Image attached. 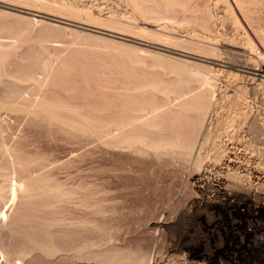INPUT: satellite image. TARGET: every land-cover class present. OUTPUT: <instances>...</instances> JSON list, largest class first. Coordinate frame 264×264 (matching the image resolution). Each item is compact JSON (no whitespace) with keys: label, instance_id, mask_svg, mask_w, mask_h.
<instances>
[{"label":"rangeland","instance_id":"1","mask_svg":"<svg viewBox=\"0 0 264 264\" xmlns=\"http://www.w3.org/2000/svg\"><path fill=\"white\" fill-rule=\"evenodd\" d=\"M0 264H264V0H0Z\"/></svg>","mask_w":264,"mask_h":264},{"label":"bare ground","instance_id":"2","mask_svg":"<svg viewBox=\"0 0 264 264\" xmlns=\"http://www.w3.org/2000/svg\"><path fill=\"white\" fill-rule=\"evenodd\" d=\"M16 74V73H15ZM204 78V77H203ZM209 80V79H208ZM204 81H206V80H204ZM203 85V84H202ZM186 93V92H185ZM181 96V95H180ZM37 97V96H36ZM182 97H184V96H182ZM189 98H190V96H189ZM181 99V98H180ZM183 100V99H182ZM181 100V101H182ZM184 100H187V99H184ZM187 102V101H186ZM183 103V102H182ZM183 105V104H182ZM158 109V108H157ZM115 132V131H114ZM111 134V133H110ZM156 139V138H155ZM80 146V145H79ZM68 154V153H67Z\"/></svg>","mask_w":264,"mask_h":264}]
</instances>
